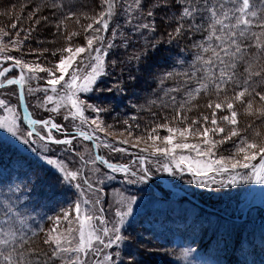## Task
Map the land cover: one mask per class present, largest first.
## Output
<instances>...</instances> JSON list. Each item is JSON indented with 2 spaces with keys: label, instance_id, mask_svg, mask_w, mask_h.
I'll return each instance as SVG.
<instances>
[{
  "label": "snow or ice",
  "instance_id": "snow-or-ice-1",
  "mask_svg": "<svg viewBox=\"0 0 264 264\" xmlns=\"http://www.w3.org/2000/svg\"><path fill=\"white\" fill-rule=\"evenodd\" d=\"M99 7L93 15L71 9L65 13L62 2L45 0L28 14L27 19L34 21L32 27H19L22 16L17 15L11 30L0 28V89L17 86L19 106L24 109L21 116L17 106L0 93V131L20 145L33 146L36 159L57 174L59 183L78 194L68 209L48 217L52 227L39 229L43 238L38 245V233L29 225L27 211L22 210L27 207L22 197L26 189L34 187V180L28 172L23 173L25 183L8 188L15 198L4 195L0 199V264H124L121 252L115 250L127 247L130 237L124 232L131 224L137 197L121 194L112 218L106 217L98 193L103 191L105 180L114 179L111 174L123 175L130 184H144L155 168L180 179L187 174V183L206 189L242 183L264 186V0H101ZM45 8L52 10L56 20L53 35L63 36L66 44L53 50L54 59L47 61L41 57L49 49H32L36 59L28 61L24 58L25 45L35 25L49 20L38 15ZM158 10L176 25L167 32L168 43L185 35L191 38L200 34L201 39L193 41L196 51L187 69L152 75L159 92L148 102L150 119L143 129L136 115L122 122L125 128L121 135L127 132L134 142H112L108 130L114 132L115 128L102 118L109 109L90 103L84 94L105 91L97 85L109 75V53L117 47L127 49L134 35L146 41L142 50L128 57L136 61L137 71L141 61L147 62L159 50L165 42L145 36L158 30ZM118 17H123V26ZM82 19L90 22L82 24ZM68 21H74L81 30L69 31ZM111 25V38L106 39ZM122 27L130 35H125ZM117 35L123 37L119 45L115 42ZM80 36L83 43L77 42ZM115 64L112 60L111 65ZM135 79L129 75L130 81ZM168 81L174 86H166ZM114 90L123 92V83L117 81L106 89ZM26 95L35 97V107L43 111L60 114L63 109V119L73 121L74 131L69 132L52 116L34 118L27 109ZM202 95L208 98L203 107L209 111L190 116L202 107L196 103ZM241 110L250 118L244 128L239 127ZM137 130L139 134H134ZM77 138L91 142L87 154L74 144ZM228 142L232 148L227 155L221 154ZM129 144L138 152L124 146ZM49 145L63 146L65 156L52 158ZM101 149H106L109 156L119 153L132 159L128 163L113 162L101 154ZM75 157H79L78 163ZM98 165L108 172L101 174ZM4 183L0 180V187ZM259 191L264 192V188ZM127 255V264H141L131 252Z\"/></svg>",
  "mask_w": 264,
  "mask_h": 264
},
{
  "label": "rangeland",
  "instance_id": "rangeland-1",
  "mask_svg": "<svg viewBox=\"0 0 264 264\" xmlns=\"http://www.w3.org/2000/svg\"><path fill=\"white\" fill-rule=\"evenodd\" d=\"M44 2L45 0H0V28L11 30L10 24L16 22L17 15L22 16V21L19 24V27H32L34 21H29L27 19L28 14L33 10V7L36 4H42ZM47 2L50 3L51 0H47ZM58 2H62V0H58ZM100 2L101 0H76L75 4L71 6V3H69L67 0L62 2L65 5L63 11L66 13L69 9H71L78 14L87 13L88 15H93L100 10ZM22 6H24L23 11L21 10ZM38 15L48 16L49 20L47 22L41 21L39 25H35L36 30L32 33V38L26 42L25 53L27 54L24 56V58L28 61H34L36 56L31 54V50H42L46 48L49 49V51L45 52L41 59L46 61L52 60L54 58L52 57L51 52L65 46L66 41L63 36L53 35V33L56 32V20L52 16V10L45 8ZM169 15H174V13H169ZM117 19L119 24L123 26V17H118ZM156 19L159 25L158 30L154 35L145 33V36L149 40H162L165 43H168L167 32H171L173 30V28L176 26L175 22L171 20H165L163 12L159 10ZM88 22L90 21L83 19L81 21L82 24H86ZM67 24L69 31L81 30L74 21H68ZM113 26L114 25H111L109 31L105 34L106 39L111 38V27ZM122 30L124 31L125 35H130L129 30L126 27H122ZM5 39L7 40L8 38L6 37ZM199 39H201L200 34H196L191 38L185 35L183 38L174 40L173 43L176 44L175 50L181 51V48H184L186 51H189L193 48V41ZM38 41H40V43H38ZM77 42L83 43V37H78ZM115 42L119 45L123 42V37L117 35ZM141 42H145V39H141L139 35H134L127 49L120 47L113 49L107 57V71L109 75L103 77L97 85L98 88L105 89V91L84 94L90 98V103H94L109 109V111L102 113V118L105 121V124H112L115 128L114 132L112 129L108 130L110 133H112L108 136V139L112 142H116L121 139H128L130 143L134 142L131 137L127 136V132H124V134L121 135V132L125 128V125L122 123L124 120H128L131 116L136 115L139 117L138 121L136 122H138L141 125V129H143L145 126L144 124L150 119L147 106L148 102L154 99V97L151 96H154V94L148 95L147 97L144 96L147 95L145 92L150 93L156 90L158 81H155L152 78L153 73L151 71L153 68H155V66L151 65L149 61H141V63L145 65V72L141 74L139 71L133 70L134 66H136V61L133 63L131 61H126V58L128 59L129 57L128 53L139 51ZM157 52L159 51H156L151 55V62L153 60L152 57ZM10 54L14 56L21 55L19 52H12ZM38 54L39 53H37V55ZM112 60L116 61L115 66L111 65ZM179 63L180 67H182V65L184 66V63L186 62L183 63L181 61V57H179ZM154 71L155 73H160L162 69L155 68ZM41 75L46 74L42 73ZM129 75L135 76L136 79L134 81H130ZM139 76H143V78H139ZM117 81L123 83V92L118 93L115 90L112 92L106 91V89L112 87V85ZM41 83H43V81H41ZM0 93L4 94L3 98L8 99L10 103L16 105L17 110L20 112L18 91L15 87L10 86L5 89H0ZM40 95L42 96V94ZM198 101L199 102L197 103L202 107L191 112L189 114L190 116H197L199 112H206L201 99H198ZM35 103V97L26 95V105L28 106L29 111H31L32 114L34 113L36 117L48 118L49 116H52L57 123L65 125L67 129L73 128V121H65L63 119V109H61L60 114L49 113L43 111L42 109L36 108ZM49 107H51V105H49ZM152 110L155 111V108ZM156 111H158V109ZM0 115H3L2 111H0ZM86 115L94 116L95 114L86 113ZM249 119L250 118L244 115L243 111L241 110V114L239 116V127L244 128L249 122ZM76 122L78 123V121ZM261 129L264 130V125H261ZM139 131L140 130H137V132L134 134H139ZM161 134L163 135L166 133L162 131ZM99 135L103 136L104 134L99 133ZM221 135L224 134L222 133ZM57 137L60 136L58 135ZM0 139L9 143V147L11 148L34 154L31 150L33 146L20 145L19 142L14 141L10 135L4 133L3 131H0ZM74 144H77L78 150L85 154H87V151L91 149V145L81 138H77V140L74 141ZM84 145L88 146L87 149H85ZM124 146L129 147L131 152H138V149H132L130 144ZM49 147L52 149V158L65 156V153L61 151L63 146L49 145ZM231 148V142L224 144L221 148V154L227 155V150H230ZM101 154L110 159L124 160V162L120 161L123 163H128L130 159H132V157L128 155L119 153L111 154L109 156V153L106 149H101ZM74 159L77 161V163L79 162L78 157H75ZM70 166H72L71 163ZM98 166L101 168V174L108 172V170H106L101 165ZM151 171L152 175L146 183L132 184L135 185L136 188L143 189L144 191L134 189V192L131 193L132 188L129 187L130 183L126 181L123 175L119 173H109L114 175V179L105 180L101 186L103 191L98 193L102 199V206L105 210V216L108 218H112L116 207L115 202L119 200L121 194L125 196L136 195L137 197V203L133 205L134 215L130 218L131 224L124 232V235L130 237V239L127 241V247L122 245L120 249L115 250L121 252L120 258L124 260V264H127L128 262L127 254L129 252H131L137 260L141 261V264H153L154 261L155 264H222L224 259L230 256L235 250H248L251 246H254L257 251H264V217H262V215L257 212L259 207H264V192L259 191L261 188H264V186L255 185L252 183H242L232 185L228 188L214 187L213 189H206L187 183V180L190 179L187 174H185L184 179H180L179 177L169 176L167 173L157 172L155 168L151 169ZM174 179H176V182L172 183ZM164 181H168L169 184L166 185L168 187L171 185V190L163 186ZM183 191L192 193L199 201H203L205 204H209L221 212L233 213V215H236L237 218H239L242 208L246 207V205L257 203L258 205L256 206L259 207L255 208L253 205V209L250 210L251 212L245 221H242V217H240L241 220L239 221H233L232 219H230L231 221H227L223 219V217L213 212L205 211L209 220V229L207 236L202 240V243L199 244V246H201L205 251H209L210 245L206 242L212 239L215 242L216 248V251H211L208 256L201 255L198 252L196 245H192L191 247L186 246L184 248L177 247V249L169 248L165 241L160 243V246L154 245L153 242L142 233L138 217L143 216L145 221L150 222L151 216L148 215H157L160 218L166 215L167 217L165 220L169 226L174 227L175 229L186 227L180 217L181 210L178 208L181 206L179 202L185 201L182 196ZM77 196L78 194L75 191L76 199ZM163 196L169 198L168 202L172 203L173 206L167 207L168 204L160 200ZM179 199L181 201H179ZM73 201V199L69 200L66 207L63 209H68ZM110 207L112 209L111 212L109 211ZM60 213L61 211L53 217L59 215ZM202 214L204 215L203 211ZM74 215L75 214L73 213V216ZM185 223L188 225L186 228L198 233L194 221L192 220V215H187ZM132 224L134 225L132 226ZM152 224H154V222ZM152 224L150 226H152ZM63 226L67 227V223L63 222ZM50 227H52V223L48 220V223L43 228L47 230ZM152 227L157 230H161V226L157 225V223ZM186 228L183 230V233L187 232ZM199 233L203 238L204 236L202 232ZM42 238L43 233H39L37 238L38 245L40 244V240H42ZM185 252H188L187 256L184 255ZM219 254L225 256L221 257ZM234 256L239 258L242 256V254L237 252L234 254ZM145 258H147L146 261H149L148 263L143 262ZM254 261H256L257 264H264V253H258L255 259H250L251 263L247 264H254Z\"/></svg>",
  "mask_w": 264,
  "mask_h": 264
},
{
  "label": "trees",
  "instance_id": "trees-1",
  "mask_svg": "<svg viewBox=\"0 0 264 264\" xmlns=\"http://www.w3.org/2000/svg\"><path fill=\"white\" fill-rule=\"evenodd\" d=\"M64 1L67 0H62V2ZM68 1L69 3H71V6H73L76 2V0ZM145 43L146 41L140 43L141 47L139 48V51L143 49ZM175 45L176 44H174L173 41L171 43L161 44L158 50L159 52L154 54V56L152 57V62L151 59L148 60L151 65L155 66V68L162 69L160 73H155V68H153L151 70L153 74L162 75L164 72L169 70L184 71L185 69H187L188 65L193 59L196 50L192 48L189 51H186L184 48H181V51H177L175 50ZM132 54L133 52H130L128 53V56H131ZM179 57H181V61L183 63L186 62L184 63V66L182 65V67H180ZM126 61L130 62L127 58ZM134 61L135 60H132L131 62L133 63ZM139 67V72L143 74V72H145V65L140 62ZM133 70H137V66H134ZM140 77L143 78V76H139V78ZM166 86H174V82L168 81ZM157 92H159V89L156 87V90H154L153 92H145V94L147 95H145L144 97L154 94V96H151L156 99ZM199 99H201L203 105H205L208 98L202 95ZM156 110L157 108H155V111ZM205 110L206 112L209 111L206 108ZM33 157L29 156L26 153L17 152L13 148H10L8 145L0 142V180H4L5 182L4 185L0 187V199H3L4 195H9L14 199L16 194L9 193L8 188L13 186L14 184L25 183L23 173L28 172L29 178L34 180V187L26 189L25 197H22V199L27 200V207L26 209L22 210L27 211L30 216V219L28 221L29 225L39 234V229L43 228L48 223V217H53L63 208H65L66 202L74 197V193L70 189H68V186L66 187V185L58 182V177L55 172H52L47 166L38 162L35 159L36 157ZM111 160L124 162V160L121 159ZM21 161L23 162V167H21ZM9 181H11L12 183H9ZM174 237L175 235H155L151 238L154 245L160 246V243L165 241L166 245L169 248L174 249V247L170 245ZM146 259L147 258H145L143 262L146 261ZM153 264H155V261Z\"/></svg>",
  "mask_w": 264,
  "mask_h": 264
},
{
  "label": "bare ground",
  "instance_id": "bare-ground-1",
  "mask_svg": "<svg viewBox=\"0 0 264 264\" xmlns=\"http://www.w3.org/2000/svg\"><path fill=\"white\" fill-rule=\"evenodd\" d=\"M166 184H169L168 181H164V182H163V186H164L165 188H168V186H167Z\"/></svg>",
  "mask_w": 264,
  "mask_h": 264
}]
</instances>
